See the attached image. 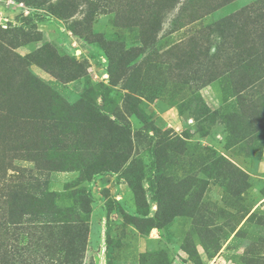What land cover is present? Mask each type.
<instances>
[{
	"label": "rangeland",
	"instance_id": "rangeland-1",
	"mask_svg": "<svg viewBox=\"0 0 264 264\" xmlns=\"http://www.w3.org/2000/svg\"><path fill=\"white\" fill-rule=\"evenodd\" d=\"M0 165V264H264V0H0Z\"/></svg>",
	"mask_w": 264,
	"mask_h": 264
},
{
	"label": "trees",
	"instance_id": "trees-1",
	"mask_svg": "<svg viewBox=\"0 0 264 264\" xmlns=\"http://www.w3.org/2000/svg\"><path fill=\"white\" fill-rule=\"evenodd\" d=\"M3 160V158L1 157ZM2 169H0V181L6 176V171H4L3 167L0 165ZM9 197L11 198H18L17 200L22 201V203L30 204L32 203L35 198L32 195H29L26 191L19 188L9 189L7 190Z\"/></svg>",
	"mask_w": 264,
	"mask_h": 264
}]
</instances>
